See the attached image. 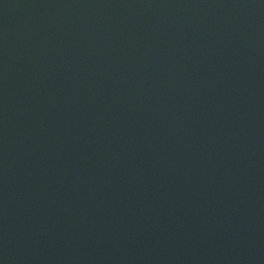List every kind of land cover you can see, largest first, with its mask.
<instances>
[{"label": "water", "instance_id": "1", "mask_svg": "<svg viewBox=\"0 0 264 264\" xmlns=\"http://www.w3.org/2000/svg\"><path fill=\"white\" fill-rule=\"evenodd\" d=\"M6 264H264V0H0Z\"/></svg>", "mask_w": 264, "mask_h": 264}, {"label": "clouds", "instance_id": "2", "mask_svg": "<svg viewBox=\"0 0 264 264\" xmlns=\"http://www.w3.org/2000/svg\"><path fill=\"white\" fill-rule=\"evenodd\" d=\"M0 264H6V260L4 258H0Z\"/></svg>", "mask_w": 264, "mask_h": 264}]
</instances>
